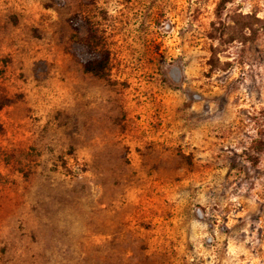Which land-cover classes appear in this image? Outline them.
I'll return each mask as SVG.
<instances>
[{
	"label": "rangeland",
	"instance_id": "374dc122",
	"mask_svg": "<svg viewBox=\"0 0 264 264\" xmlns=\"http://www.w3.org/2000/svg\"><path fill=\"white\" fill-rule=\"evenodd\" d=\"M0 264H264V0H0Z\"/></svg>",
	"mask_w": 264,
	"mask_h": 264
},
{
	"label": "trees",
	"instance_id": "16d2710c",
	"mask_svg": "<svg viewBox=\"0 0 264 264\" xmlns=\"http://www.w3.org/2000/svg\"><path fill=\"white\" fill-rule=\"evenodd\" d=\"M76 19V15L69 19L74 30L71 36V52L81 60L85 71L98 77L109 78L110 52L104 45L98 28L93 26L88 18H84V24Z\"/></svg>",
	"mask_w": 264,
	"mask_h": 264
}]
</instances>
